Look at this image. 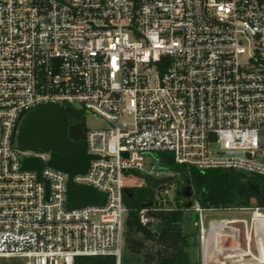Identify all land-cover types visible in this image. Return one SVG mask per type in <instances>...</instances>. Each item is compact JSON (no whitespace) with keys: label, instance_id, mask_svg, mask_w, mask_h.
Listing matches in <instances>:
<instances>
[{"label":"built area","instance_id":"2783aa9c","mask_svg":"<svg viewBox=\"0 0 264 264\" xmlns=\"http://www.w3.org/2000/svg\"><path fill=\"white\" fill-rule=\"evenodd\" d=\"M49 103L71 114L80 104L107 122L86 126L99 158L73 178L107 193L105 205L67 209L69 175L47 166L52 151L18 147L23 118ZM27 157L45 165L49 196L38 173L23 169ZM170 158L264 178V0H0V264H122L125 176L173 177L138 211L150 228L154 212L177 208L170 188L186 183ZM135 178L130 188L145 182ZM253 208L204 207L194 192L184 209L197 214L206 247L213 223L225 222L222 242L238 222L208 221V212Z\"/></svg>","mask_w":264,"mask_h":264},{"label":"trees","instance_id":"16d2710c","mask_svg":"<svg viewBox=\"0 0 264 264\" xmlns=\"http://www.w3.org/2000/svg\"><path fill=\"white\" fill-rule=\"evenodd\" d=\"M78 113L71 114V121ZM84 120V119H83ZM166 164L183 180H189L195 195L204 207H251L253 199L257 205L264 207V178L247 176L235 170L187 168L176 164L171 158ZM252 182L258 186L256 193L249 186ZM155 189L151 182L145 181L134 188V195L124 193V201L129 209L126 220L125 245L131 253L137 255L138 264H200L193 259L190 252L198 244L193 239L196 233H184L183 223L186 209L178 203L172 211L160 210L153 215L158 219L155 231L144 226L138 217V211L144 205L154 201ZM142 235V238L138 237ZM144 239V241H143ZM152 241L153 246H147L145 241ZM76 264H115L112 257H82Z\"/></svg>","mask_w":264,"mask_h":264},{"label":"water","instance_id":"95a60500","mask_svg":"<svg viewBox=\"0 0 264 264\" xmlns=\"http://www.w3.org/2000/svg\"><path fill=\"white\" fill-rule=\"evenodd\" d=\"M86 121L71 125V110L56 103L42 104L33 109L23 118L16 136L18 147L22 150L38 149L52 151L51 160L47 166L69 175L67 183L66 208L69 210L83 208L90 205L103 206L108 201V194L92 185L77 183L74 181L76 174H85L89 171L93 159L99 158L88 152L84 125ZM127 154H125L126 156ZM45 167L36 158H24L23 169L33 170L38 173L40 181L47 185V193L50 195V182L44 180L41 171ZM130 172L144 181H150L154 187H163L171 183L173 177L156 179L147 174ZM249 186L259 193L258 186L252 182ZM124 192L128 196L134 195V189L126 187ZM194 190L189 180L176 191V199H184V208L193 205ZM261 203L264 200L260 197Z\"/></svg>","mask_w":264,"mask_h":264},{"label":"rangeland","instance_id":"374dc122","mask_svg":"<svg viewBox=\"0 0 264 264\" xmlns=\"http://www.w3.org/2000/svg\"><path fill=\"white\" fill-rule=\"evenodd\" d=\"M74 112L81 115L82 118L86 121V126L88 128H100L107 127L108 124L102 118L96 117L87 112L86 109H83L80 104L75 105ZM214 148L217 145H213ZM131 180H134V183H131ZM141 180V179H140ZM139 179L135 178V176H125V185L130 187L134 185ZM169 197L171 198L174 206H177L178 200L176 199V190L175 188H170ZM254 208L250 210H218L215 212H208V221L211 219H222V218H234L237 219L238 222L232 224V229H226V233L230 234L229 236H224L222 238V242L220 240V235H222V230L224 226L218 225V236L217 239H213L212 237L208 240L207 246H202L199 237L198 228L194 225L195 220L197 219V214L191 210H186L184 214V223H183V232L184 233H196V236L193 237L197 242V246L195 248H191L190 252L192 254L193 259L197 260L198 263L204 264V254L208 253L210 255L216 249L220 251L219 245L221 244L223 251L222 254H215L213 256L214 262L216 260L223 259L222 255L228 256L230 254H236L237 256L233 257L231 255L228 261V264H264L262 262L264 260L259 254V249L264 248L262 243L259 242L261 239L264 243V222L256 223L254 220L255 212H260L264 214V207H262L259 211L256 209L258 207L256 199H253ZM158 226V220L155 219L153 225L150 227L151 230L155 231ZM127 228L125 226L124 233V247L122 252V264H138L137 263V255L131 253L128 249H126L125 237H126ZM250 235V238H249ZM138 237L142 238V235ZM144 241V239H143ZM147 246H153L154 243L152 241H145ZM244 250H249L252 254H247ZM221 252V251H220ZM257 257V258H255ZM235 261L233 262L232 260ZM224 260V259H223ZM260 261V262H259ZM1 264H27L23 260L12 259L9 261L3 260ZM212 264V263H211Z\"/></svg>","mask_w":264,"mask_h":264},{"label":"bare ground","instance_id":"6f19581e","mask_svg":"<svg viewBox=\"0 0 264 264\" xmlns=\"http://www.w3.org/2000/svg\"><path fill=\"white\" fill-rule=\"evenodd\" d=\"M254 220H255V222L256 223H258V222H264V214H262V213H256L255 214V218H254ZM218 225H222V226H225V222H223V221H219V222H216V223H213V226L215 227V230L213 231V233H214V237L216 238L217 236H218V230H219V228H218ZM222 235H220L221 237L225 234V231H224V228H223V230H222V233H221ZM249 237H250V235H249ZM262 245L264 246V243H262ZM220 248L222 247L221 245L219 246ZM208 253H206V258L207 259H209V260H211V259H213V256L215 255V254H222L219 250H215L213 253H211L210 255H207ZM231 255V254H230ZM230 255H228L227 257H230ZM264 258V257H263ZM224 259V258H223ZM223 259H221L220 261H222ZM262 262H264V260L262 261Z\"/></svg>","mask_w":264,"mask_h":264},{"label":"crops","instance_id":"0c3cea01","mask_svg":"<svg viewBox=\"0 0 264 264\" xmlns=\"http://www.w3.org/2000/svg\"><path fill=\"white\" fill-rule=\"evenodd\" d=\"M220 237H221V236H220ZM249 238H250V237H249ZM216 239H217V238H216ZM259 242H260V243H263V241H262L261 239H259ZM220 245H221V244H220ZM220 245H219V246H220ZM220 251H221V253H222V251H223V248H222V247L220 248ZM244 252L247 253V254L250 253L249 250H244ZM250 254H252V253H250ZM259 254H260V256H257V257H262V256L264 257V248H260V249H259ZM231 255H233V257L237 256L236 254H231ZM231 255H230V256H231ZM222 257H223L224 259L227 258V256H225V255H222ZM257 257H255V258H257ZM259 262H260V261H259Z\"/></svg>","mask_w":264,"mask_h":264},{"label":"flooded vegetation","instance_id":"af4514ba","mask_svg":"<svg viewBox=\"0 0 264 264\" xmlns=\"http://www.w3.org/2000/svg\"><path fill=\"white\" fill-rule=\"evenodd\" d=\"M75 124L77 123H80V122H83V118L81 115H77L76 117L73 118L72 120ZM84 132H85V135H86V124L84 125Z\"/></svg>","mask_w":264,"mask_h":264}]
</instances>
